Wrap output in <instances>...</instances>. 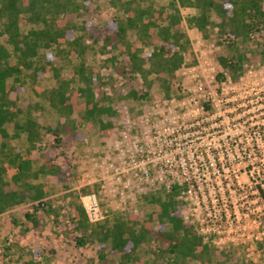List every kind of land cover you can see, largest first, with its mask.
<instances>
[{
	"label": "trees",
	"instance_id": "16d2710c",
	"mask_svg": "<svg viewBox=\"0 0 264 264\" xmlns=\"http://www.w3.org/2000/svg\"><path fill=\"white\" fill-rule=\"evenodd\" d=\"M154 1L107 0L121 16L108 22L111 32L103 35V48L109 45L114 51L105 62L122 63L116 70L129 80L139 76L146 89H130L120 98H144L154 82L165 95L172 93L175 72L188 53L189 39L182 26L184 7L197 10L185 18L188 27L205 37L208 30L216 28L220 39L227 41L232 53L219 56L218 61L232 74L241 69L245 60L264 55V50L248 48L252 34L260 38L264 35V0H169L159 6ZM88 3L89 0H0V34L5 37V45L0 43V213L29 199L32 211L24 214L26 232L37 228L35 213L45 210V204L56 220L58 216L44 201L48 192L43 183H32L27 178H36L38 172L65 173L69 163L41 165L31 171L29 155L41 149L39 125L23 115L17 105L19 90L29 82L34 92L72 126L70 115L77 112L76 120L105 134L112 129L116 117L111 97L96 93L106 83L100 69L83 60L86 50L92 47L85 41L90 37L92 42L95 40L89 20L78 21ZM145 47L149 50L143 53ZM72 58H78L77 63L72 64ZM65 66L71 67V77L61 74ZM48 73L55 79L54 86L40 87L37 79ZM9 126L14 129L11 135ZM21 134L28 143L24 153L9 146L10 140ZM67 178L68 185L82 177ZM81 192L86 189L81 188ZM175 194L176 187L167 193L144 195L140 214L125 207L111 217L90 222L73 193L69 218L73 229L80 233L75 241L77 245L94 243L98 259L109 264H230L233 250L216 249L202 239L193 223L184 222ZM236 258L238 264H257L245 257Z\"/></svg>",
	"mask_w": 264,
	"mask_h": 264
},
{
	"label": "built area",
	"instance_id": "2783aa9c",
	"mask_svg": "<svg viewBox=\"0 0 264 264\" xmlns=\"http://www.w3.org/2000/svg\"><path fill=\"white\" fill-rule=\"evenodd\" d=\"M192 43L206 57L201 35ZM175 76V92L153 95L135 119L127 105L117 109L121 134L89 163L104 197L80 196L88 220L135 211L137 194L176 187L181 219L204 241L264 257V59L244 61L234 75L198 58Z\"/></svg>",
	"mask_w": 264,
	"mask_h": 264
},
{
	"label": "rangeland",
	"instance_id": "374dc122",
	"mask_svg": "<svg viewBox=\"0 0 264 264\" xmlns=\"http://www.w3.org/2000/svg\"><path fill=\"white\" fill-rule=\"evenodd\" d=\"M169 0H155V4L166 5ZM264 8V6H263ZM78 21L81 19L89 20L91 23L90 31L95 37L87 38L85 43L92 45L83 55V60L100 69V76L104 77L105 84L96 89L97 94L105 93L111 97V106L116 113L113 121V127L108 133L101 134L97 127H89L87 123H82L76 120L77 112L70 115V119L74 121V126L65 121L62 116H59L56 110L51 107L48 102L40 97L32 89V85L27 82L23 90L20 89L16 100L19 108L23 110V115L30 116L39 125L38 131L39 144L41 149L33 151L31 158V171L38 170L41 165H59L61 162H68L69 168L65 173H56L54 175H43L38 172L36 178L28 177L29 182L43 183L48 196L45 197V202L58 212L57 220L51 212H48L46 204L45 210H39L35 213L39 220L37 228L25 231L24 227L27 224L24 220V214L32 211V202L27 199L25 203L14 205L0 213V264H109L98 259L96 245L94 243H85L77 245L76 237L80 233L73 229L69 215H71L69 203L73 198V193L80 200V196L95 192L99 197H104L101 192V184L99 170L92 169L89 166L91 159L96 156L100 150H105V145L109 138H114L121 134L124 119L120 117V110L123 105H127L130 118L135 119L136 107L147 102L153 95L164 94L163 89L157 82H154L148 90V95L144 98H120L130 89H135L138 92L146 90L142 84V80L136 75V79L129 80L127 76L121 75L116 69H121L122 63L118 61L105 62L107 57L114 55L111 46L107 45L103 48V35L110 33L111 28L108 27V22L115 16H121L115 8L108 4L107 0H89L85 10L80 11ZM197 13L195 8H181L183 16L182 26L185 29L189 39L188 53L185 54L186 65L194 64L197 59L218 61V57L231 54L232 50L227 47V41H222L216 33V28L208 30V36H203L194 28L188 27L185 18ZM215 20V18H213ZM201 35L204 44L200 47L205 49V56L200 57L199 52L194 50L195 46L192 41L196 35ZM259 43L257 46L256 43ZM0 43L5 45V37L0 34ZM248 46L250 51L264 50V35L263 37L252 34V41ZM149 50L148 47L143 48V53ZM264 59V55H260L255 59H247L245 61L255 62L259 59ZM78 58H72L71 63H77ZM71 67L65 66L62 68L61 74L64 77H71ZM176 73V72H175ZM175 78L172 80L173 91L175 92ZM40 87H52L55 84V79L50 73L41 74L36 82ZM73 85V84H71ZM134 113V115H133ZM52 130V131H50ZM9 135L14 132L10 126L7 127ZM54 131V132H53ZM112 132V133H111ZM59 140V142L56 141ZM118 139V138H117ZM9 146L18 148L22 153L28 149L25 134L20 137H13ZM32 153V152H31ZM88 171L87 178L84 177L83 171ZM37 172V171H36ZM73 174V175H72ZM78 175L81 179H73L68 183V176ZM92 182H87V181ZM101 181V182H100ZM66 185V186H65ZM81 188H85L86 192H81ZM99 192H101L99 194ZM161 191L146 192L141 195H136L135 207L129 209L133 213L140 214L141 205L144 204L142 196L157 194ZM151 193V194H150ZM27 195V192H25ZM126 207H128L126 205ZM129 208V207H128ZM110 215L109 217H111ZM233 258L230 264H238L236 257H245L255 261L257 264L264 263V257L252 254L249 257L244 250L233 248ZM149 255V254H148Z\"/></svg>",
	"mask_w": 264,
	"mask_h": 264
}]
</instances>
